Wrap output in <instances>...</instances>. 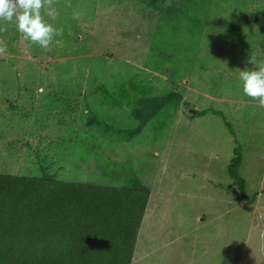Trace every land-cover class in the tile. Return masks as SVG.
<instances>
[{
    "label": "rangeland",
    "instance_id": "374dc122",
    "mask_svg": "<svg viewBox=\"0 0 264 264\" xmlns=\"http://www.w3.org/2000/svg\"><path fill=\"white\" fill-rule=\"evenodd\" d=\"M56 6L50 22L63 36L51 51L12 26L0 33V173L44 167L109 186L139 179L151 194L131 264H264V107L239 80L249 56H264V15L235 29L241 16L264 12V1ZM129 80L150 84L149 96L179 98L133 136L140 122L122 94L135 91ZM237 142L249 201L229 174Z\"/></svg>",
    "mask_w": 264,
    "mask_h": 264
},
{
    "label": "trees",
    "instance_id": "16d2710c",
    "mask_svg": "<svg viewBox=\"0 0 264 264\" xmlns=\"http://www.w3.org/2000/svg\"><path fill=\"white\" fill-rule=\"evenodd\" d=\"M262 15L258 11L241 16L235 29ZM128 82L135 91L122 94L128 105L135 100L132 114L140 122L130 133L133 136L167 101L179 98L175 90L149 96L150 84ZM109 101L122 105L117 99ZM205 113L198 111L197 116ZM90 120L102 126L97 114ZM242 160L238 143L229 174L240 189V199L249 201L240 174ZM150 194L139 179L109 186L67 181L44 167L41 175L0 173V264H131Z\"/></svg>",
    "mask_w": 264,
    "mask_h": 264
},
{
    "label": "clouds",
    "instance_id": "9594fccd",
    "mask_svg": "<svg viewBox=\"0 0 264 264\" xmlns=\"http://www.w3.org/2000/svg\"><path fill=\"white\" fill-rule=\"evenodd\" d=\"M58 0H0V33L12 26L30 45L44 51H51L53 43L59 44L63 28L50 21L59 16ZM79 12H73V19H79ZM47 17L48 19H46ZM7 52V46L0 43V54ZM251 68L239 71L243 93L258 101L264 107V56H249Z\"/></svg>",
    "mask_w": 264,
    "mask_h": 264
}]
</instances>
